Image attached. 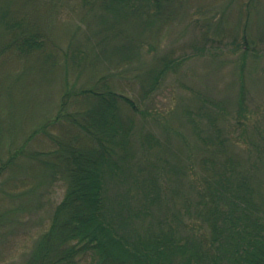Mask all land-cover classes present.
I'll use <instances>...</instances> for the list:
<instances>
[{
    "label": "trees",
    "instance_id": "trees-1",
    "mask_svg": "<svg viewBox=\"0 0 264 264\" xmlns=\"http://www.w3.org/2000/svg\"><path fill=\"white\" fill-rule=\"evenodd\" d=\"M12 1L9 7L0 6L7 8L0 13V55L18 52L22 59L37 55L43 61L38 70L51 81L62 79L65 86L55 115L44 112L42 106L32 112L31 103L41 93L33 95L15 117L9 111V118L0 124V144L8 146L5 153L0 147L3 197L15 198L9 190L15 188L8 187L6 193L1 188L10 184L15 170L31 178V186L23 177L19 186L27 188L30 196L38 191L35 184L47 177L48 182L65 185L49 228L23 264H264V116L253 132L251 119L230 118L229 101H210L201 109L210 132L200 134L193 128L194 156L203 175L199 186L187 183L186 171L193 164L185 161L176 167L177 178H184V189L164 190L156 178L146 180V154L155 150L156 136L151 131L139 134L135 145L136 120L134 115L128 117L131 113L126 108L136 112L137 104L123 90L113 89L108 76L100 85L78 86L82 74L76 67L85 68L86 54L78 47L72 58L61 55L53 29L46 25L44 30L41 17L34 19L27 10L35 0H14L15 8ZM183 1L189 0H94L86 5L88 11H102L99 42L116 43L112 57L120 67L135 61L136 52H142L149 36L157 35L155 29L158 33L175 18ZM66 2L47 0L55 13ZM244 36L240 50L248 56L251 50L258 52V46ZM188 57L159 58L147 89L146 75L143 80L144 97ZM70 74L77 80L72 81ZM246 97L243 84L236 105L248 108ZM242 126L246 140L240 154L230 132ZM39 135L55 146L30 152V144ZM7 217L0 216V229ZM189 219L202 222L208 234H184L182 228Z\"/></svg>",
    "mask_w": 264,
    "mask_h": 264
},
{
    "label": "rangeland",
    "instance_id": "rangeland-1",
    "mask_svg": "<svg viewBox=\"0 0 264 264\" xmlns=\"http://www.w3.org/2000/svg\"><path fill=\"white\" fill-rule=\"evenodd\" d=\"M11 1L0 0V6L9 7ZM92 1L67 0L66 5L55 13L47 0H35L30 1L27 10L36 16L34 19L41 17L42 23L45 22L44 30L46 25L53 29L52 36L61 55L72 58L78 47L86 54L85 68L76 67L82 74L78 86L100 85L103 82L99 81L108 76L113 89L123 90L137 104L136 112L126 108L131 113L128 117L134 115L136 120L135 145H138V135H147V131L153 132L157 140L153 153L146 152V180L156 178L164 190L184 189V178H177L176 167L187 161V164H193L186 171L187 183L199 186L203 175L194 156L197 137L193 128L200 134L210 132L205 112L201 109L208 107L210 101H229L226 107L230 118L245 122L251 119L250 131L253 132L263 120L264 0L183 1L177 5L175 18L158 33L155 29V37L149 36L146 42L145 33V48L140 54V51L136 52L135 61L120 67L114 64L115 57H112L116 43L110 42L105 46L99 42L98 32L103 16L98 8L88 11L90 8L86 3ZM6 9L1 8L0 13ZM56 14L58 17L54 16ZM245 34L252 45L258 46V52L251 50L249 56L239 48L244 43ZM129 54L128 51L126 55ZM186 55L189 57L183 61L184 64L176 66L155 88L146 91L144 97L143 80L146 75L147 89L156 61L165 56L183 58ZM96 61L100 63L95 64ZM42 62L37 55L27 59L20 58L18 52L0 55V124L8 117L9 111L15 117L33 95L40 96L41 93L40 99L31 103L32 112L42 106L44 112L55 115L65 86L62 87V79L51 81L46 72L38 70ZM130 65H133L132 68H129ZM70 76L72 81L77 80L75 74ZM243 84L248 90L246 109L236 105ZM243 130L242 126L237 132H230L235 152L240 154L245 151L246 135L243 136ZM55 132L58 133V129ZM16 135L19 138L20 131ZM41 137L37 136L30 144V152L31 148L48 151L55 146L50 141H42ZM0 147L3 153L8 151L7 144L1 142ZM194 161L197 162L196 168ZM22 177L26 185L31 186V178L18 170L12 174V181L8 179V186H1L4 193L9 188H15L9 189L15 198L3 197V192L0 193V216L8 215L1 225L4 228L0 229V264L25 262L40 236L49 228L53 210L64 196V183L48 182L49 177L36 183L38 191L30 196L27 188L19 187ZM182 232H192L197 236L208 234L205 225L196 219L187 220Z\"/></svg>",
    "mask_w": 264,
    "mask_h": 264
}]
</instances>
